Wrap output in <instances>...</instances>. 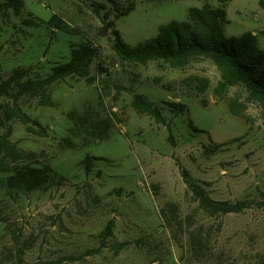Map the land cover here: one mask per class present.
I'll return each instance as SVG.
<instances>
[{
    "label": "rangeland",
    "instance_id": "obj_1",
    "mask_svg": "<svg viewBox=\"0 0 264 264\" xmlns=\"http://www.w3.org/2000/svg\"><path fill=\"white\" fill-rule=\"evenodd\" d=\"M22 1L16 13L0 0V76L29 68L33 77H46L84 42L99 46L102 57L88 79L72 76L49 88L55 107L22 99L41 135L10 122L24 161L51 166L58 177L22 194L5 189L7 175L0 173V264L16 263L20 250L27 264H264L259 105L240 87L218 96L221 74L206 59L184 68L121 62L92 10L105 5L124 40L136 46L161 26L187 20L190 8H224L226 35L251 32L264 50L260 0H116V7L104 0ZM122 9L132 11L119 18ZM137 95L163 109L167 126L135 111ZM232 102L244 107V118L231 113ZM174 104L186 109L179 113ZM184 172L214 201L247 200L251 208L207 214ZM110 221L113 236L102 249ZM70 255L84 256L61 260Z\"/></svg>",
    "mask_w": 264,
    "mask_h": 264
},
{
    "label": "trees",
    "instance_id": "obj_2",
    "mask_svg": "<svg viewBox=\"0 0 264 264\" xmlns=\"http://www.w3.org/2000/svg\"><path fill=\"white\" fill-rule=\"evenodd\" d=\"M104 1L111 6H117L116 0ZM230 1L233 0H221V3ZM259 4L264 9V0H260ZM23 6L22 0H5L3 8L13 9L19 13ZM92 8L93 13L102 23L101 36L110 38L112 48L121 62L147 66L151 62L164 61L174 68H184L196 59L209 60L221 74V82L216 89L217 95L225 96L224 94L232 87L244 89L259 105L264 124V50L259 47L258 39L251 32L242 36L226 35L228 15L224 8H213L210 5L190 8L187 20L172 21L161 26L157 36L136 46H131L124 40L111 19L112 13L105 5H95ZM121 11L119 18L129 15L132 9ZM1 50L0 48V53ZM100 57L102 51L99 46L84 42L71 49L69 61L52 68L46 77H33L29 68H17L8 75L0 76V173L7 175L3 181L5 189L22 194L31 193L51 186L58 177V173L51 166L38 167L24 161L23 151L11 139L13 129L10 122L12 121L23 124L29 133L42 134L41 130L37 129L41 125L24 111L22 99L30 97L38 99L42 106L55 107L49 88L72 76L88 79L92 62ZM132 106L140 115H148L158 124L167 126L163 109L145 97L135 96ZM172 107L179 113L186 109L185 105L174 104ZM229 107L233 115L245 117L244 107L239 110L238 103L232 102ZM190 126L198 130L192 121ZM184 178L189 190L199 201L200 207L211 216L240 213L251 208L252 203L247 200L235 203L214 201L205 189L190 179L187 172H184ZM166 213L164 209V216ZM113 230L114 221H110L100 235L102 249L107 247L108 239L113 236ZM123 246L120 244L115 249L120 251ZM21 254L20 250V256L14 264H27ZM83 256L70 255L61 260L75 263ZM42 264L58 263L51 261Z\"/></svg>",
    "mask_w": 264,
    "mask_h": 264
}]
</instances>
